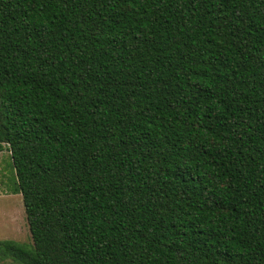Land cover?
<instances>
[{
  "label": "trees",
  "instance_id": "trees-1",
  "mask_svg": "<svg viewBox=\"0 0 264 264\" xmlns=\"http://www.w3.org/2000/svg\"><path fill=\"white\" fill-rule=\"evenodd\" d=\"M10 264H264V0H0Z\"/></svg>",
  "mask_w": 264,
  "mask_h": 264
},
{
  "label": "rangeland",
  "instance_id": "rangeland-1",
  "mask_svg": "<svg viewBox=\"0 0 264 264\" xmlns=\"http://www.w3.org/2000/svg\"><path fill=\"white\" fill-rule=\"evenodd\" d=\"M10 164L11 154L5 149L0 152V240L32 242L23 196L11 190L13 183ZM0 264H10V261H0Z\"/></svg>",
  "mask_w": 264,
  "mask_h": 264
}]
</instances>
